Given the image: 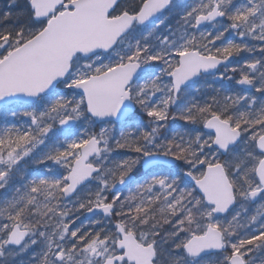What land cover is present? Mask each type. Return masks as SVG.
I'll use <instances>...</instances> for the list:
<instances>
[{
  "label": "snow or ice",
  "instance_id": "6c2138e0",
  "mask_svg": "<svg viewBox=\"0 0 264 264\" xmlns=\"http://www.w3.org/2000/svg\"><path fill=\"white\" fill-rule=\"evenodd\" d=\"M0 119V264H264V0H6Z\"/></svg>",
  "mask_w": 264,
  "mask_h": 264
},
{
  "label": "trees",
  "instance_id": "16d2710c",
  "mask_svg": "<svg viewBox=\"0 0 264 264\" xmlns=\"http://www.w3.org/2000/svg\"><path fill=\"white\" fill-rule=\"evenodd\" d=\"M239 2H243V0H239ZM5 3H6V0H0V8H3L4 7V5H5ZM170 15H175V12H173V13H171ZM173 23H175V21H173ZM219 43L220 42H217V44L219 45ZM245 55H247V54H245ZM243 63H244V59L243 58H236L235 59V62H234V64H232L231 66H230V68L231 67H239V66H242L243 65ZM238 77H239V73L237 72V74H236ZM228 91H235L236 89H234V88H226ZM182 123V122H181ZM173 129V128H172ZM173 130H175V131H182V130H180V128L179 127H177L176 129H173ZM212 259H214L213 257H211V256H209V257H207L206 258V261L208 262V264H210V262H211V260Z\"/></svg>",
  "mask_w": 264,
  "mask_h": 264
},
{
  "label": "rangeland",
  "instance_id": "374dc122",
  "mask_svg": "<svg viewBox=\"0 0 264 264\" xmlns=\"http://www.w3.org/2000/svg\"><path fill=\"white\" fill-rule=\"evenodd\" d=\"M212 79H210L209 80V82L211 81ZM234 82V81H233ZM233 82H232V84H229V82L228 81H222V82H217V83H220V85H222L223 86V90L224 91H228L226 88H233ZM198 86H200L201 88H203V82H200L199 83V85ZM195 87V86H194ZM179 123H181V122H179ZM3 124H4V121L2 120V119H0V127H2L3 126ZM173 129H176L177 127H179V125L178 124H174V125H172L171 126ZM180 130H182L181 128H180ZM97 131H98V129H97ZM29 168H32V167H34V166H31V165H29L28 166Z\"/></svg>",
  "mask_w": 264,
  "mask_h": 264
},
{
  "label": "flooded vegetation",
  "instance_id": "af4514ba",
  "mask_svg": "<svg viewBox=\"0 0 264 264\" xmlns=\"http://www.w3.org/2000/svg\"><path fill=\"white\" fill-rule=\"evenodd\" d=\"M234 62H235V59H234V61L232 62V64H234ZM232 64L229 65V68H230V66H231ZM220 71H224V69L221 68ZM236 78H239V77L236 75ZM207 79H208V81H209V80L212 79V78H211V77H208ZM233 85H234V82H233ZM233 85H232V86H233ZM213 86L216 87V88H221V89L223 88V86L220 85V83H216V84L213 85ZM222 90H223V89H222ZM241 94H243V93H241Z\"/></svg>",
  "mask_w": 264,
  "mask_h": 264
}]
</instances>
